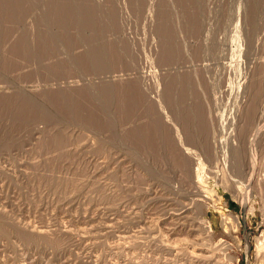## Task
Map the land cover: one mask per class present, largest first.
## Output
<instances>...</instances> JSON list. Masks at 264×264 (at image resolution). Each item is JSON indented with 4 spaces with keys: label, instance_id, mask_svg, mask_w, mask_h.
Wrapping results in <instances>:
<instances>
[{
    "label": "rangeland",
    "instance_id": "obj_1",
    "mask_svg": "<svg viewBox=\"0 0 264 264\" xmlns=\"http://www.w3.org/2000/svg\"><path fill=\"white\" fill-rule=\"evenodd\" d=\"M4 1L0 264H264V0Z\"/></svg>",
    "mask_w": 264,
    "mask_h": 264
},
{
    "label": "bare ground",
    "instance_id": "obj_2",
    "mask_svg": "<svg viewBox=\"0 0 264 264\" xmlns=\"http://www.w3.org/2000/svg\"><path fill=\"white\" fill-rule=\"evenodd\" d=\"M6 1V0H5ZM4 1V2H5ZM51 1H53L52 3L53 4H51L49 1H48V3H50L51 4V7L50 8H52V9H50L49 10V13L48 14H43V15H41L40 16V19H41V22H43L42 20H49L50 21V23H58V27H60V29L62 30V32H65L66 31V28L68 27V25L70 24V20H72V21H74V23L75 24H77V25H81L82 23H77L76 21H75V18L77 19V16L75 15V12L77 13H79V11L81 10V11H83L82 9H80V10H75L74 8V6L76 5V3H75V5H73L74 3H71L72 5H73V7H72V5H70L69 3V1H71V0H51ZM58 1H59V3H58ZM61 1V2H60ZM68 1V2H67ZM73 1V0H72ZM71 1V2H72ZM4 2H3V4H4ZM7 2H8V0H7ZM7 2H5V3H7ZM16 2V1H15ZM20 2V1H19ZM18 2V3H19ZM78 2V1H77ZM173 2V1H172ZM11 3V2H10ZM28 3H29V1H28ZM61 3V4H60ZM79 3V2H78ZM256 3V2H255ZM32 4V3H31ZM30 4V5H31ZM64 4V5H63ZM6 5V4H5ZM7 5H8V3H7ZM6 5V6H7ZM29 5V6H30ZM58 5V6H57ZM9 6V5H8ZM32 6V5H31ZM34 6V5H33ZM49 5H47V7H48ZM53 6H55V7H53ZM77 6V5H76ZM253 6H254V4H253ZM25 8H28V7H25ZM25 8H23V9H25ZM32 8V7H31ZM49 8V7H48ZM47 8V9H48ZM77 8H78V6H77ZM79 8H81V7H79ZM7 10H8V13L6 14V15H11V17L12 16H15V15H13V12H15L16 13V9L13 7H7L6 8ZM87 10H89V9H86L85 11H86V13H87ZM254 10V9H253ZM81 11H80V13H81ZM85 11H83V12H85ZM48 12V11H47ZM89 12H90V10H89ZM88 12V13H89ZM91 13H92V10H91ZM94 14V13H93ZM92 14V15H93ZM76 16V17H75ZM84 16V15H83ZM10 17V16H9ZM75 17V18H74ZM80 17V16H79ZM84 17H90V15L89 14H87V16H84ZM94 18V17H93ZM88 19V18H87ZM49 21H46L45 23H49ZM90 21L91 20H89V22H87V21H84V25L86 24V22L87 23H90ZM49 23V24H50ZM52 23V24H53ZM92 23V22H91ZM177 23V22H176ZM44 24V23H43ZM47 25L46 26V36H43V35H38L37 37H38V41H39V43L41 42V44H40V46H42V47H51V45H53L54 46V44H56V43H54V42H56L58 39H59V36H55L54 34H52L51 33V31H53L52 30V26H50V25ZM194 24V23H193ZM199 24V23H198ZM54 25V24H53ZM56 25V24H55ZM79 26H77V27H79ZM82 26V25H81ZM55 32V31H54ZM62 37H64V36H62ZM173 39V38H172ZM78 40V39H77ZM167 40V39H166ZM37 41V42H38ZM171 41V40H170ZM166 42H168L169 43V41H166ZM96 43V42H95ZM101 44V43H100ZM165 44H167V43H165ZM25 45H27V44H23V46H25ZM38 45V44H37ZM99 45V44H98ZM169 45H170V43H169ZM57 46V45H56ZM96 46V45H95ZM175 46V45H174ZM25 47H27V46H25ZM28 47H30V46H28ZM98 48L96 49V48H94L93 49V52H91V55H93L94 56V58H98L99 56H98V54H100L101 52H99V47L100 46H97ZM166 48V47H165ZM25 50V49H27V48H25L24 49V47L23 48H21V50ZM169 49V48H168ZM167 49V50H168ZM171 49H173V48H171ZM170 49V50H171ZM27 50H29V49H27ZM26 50V52H28ZM50 50V49H49ZM172 51V50H171ZM111 52V51H110ZM116 52V51H115ZM167 52V51H166ZM23 53H25L24 51H23ZM29 53V52H28ZM113 53H114V51H113ZM172 53V52H171ZM25 54H27V53H25ZM117 53H114L113 54V57H114V55H116ZM170 54V53H169ZM166 55H168V53H166ZM165 54H164V56H166ZM171 55V54H170ZM170 55L168 56V57H170ZM112 56V55H111ZM172 56V55H171ZM88 60V59H87ZM91 62H93V61H91ZM131 96V95H130ZM127 97V96H126ZM36 105V104H35ZM29 107V106H28ZM90 117V116H89ZM94 120V119H93ZM262 234H264V233H262ZM261 239V238H260ZM262 240V239H261ZM260 240V241H261ZM259 244V243H258ZM260 244H261V242H260Z\"/></svg>",
    "mask_w": 264,
    "mask_h": 264
}]
</instances>
